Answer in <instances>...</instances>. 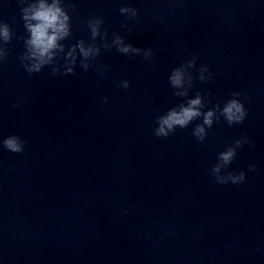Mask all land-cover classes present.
Returning <instances> with one entry per match:
<instances>
[{
	"label": "clouds",
	"instance_id": "obj_1",
	"mask_svg": "<svg viewBox=\"0 0 264 264\" xmlns=\"http://www.w3.org/2000/svg\"><path fill=\"white\" fill-rule=\"evenodd\" d=\"M21 2L27 3L21 12L24 28L28 35L24 38L25 51L20 60L27 62L23 66L29 74L38 73L45 66L52 65L61 55L68 64L64 74L73 73L78 56L81 67L87 71L91 66L90 62L95 61L96 57L100 55L101 48L110 50L114 47L117 52L130 58L142 55L144 60H151L153 57L151 47L142 49L131 43H126L119 33H113L111 44L107 43V31L101 32L104 18L98 16H93L87 21L91 42L86 43L84 40H79L65 51V45L62 41L72 35L68 8L75 10V6L68 4L66 7L64 0H21ZM119 12L122 15H127L128 19H133L139 14L138 9L130 6H121ZM97 38L101 41L99 45L96 43ZM12 39L13 33L10 26L5 22H0V62L7 57L6 46L11 43ZM196 60L197 57L193 56L171 70L169 84L175 90L173 92L175 97H188L194 79L191 69L196 66ZM53 71H58V69L54 68ZM103 71L101 69V74ZM198 72V78L201 81L207 82L211 79L212 73L206 65H201ZM205 73L208 75L205 76ZM119 86L128 89L130 83L124 80ZM240 96V92H233L231 98L223 102V106L217 103L213 108L205 110L204 97L200 92H196L194 97L188 98L164 114L158 115L155 120L156 127L153 130V135L158 138H167L177 128L185 129L194 120L202 119V123L196 124L193 128L192 135L197 141L203 142L208 135V129H211L221 117L229 126L242 123L245 120L248 113L244 103L239 99ZM100 99L102 103L107 104V97ZM0 146L11 153L20 154L25 149L26 141L21 136L12 134L0 139ZM242 146L243 142L236 140L233 145L218 153L216 163L210 169V175L217 184L226 185L229 182L240 184L245 180L246 177L243 172L225 171L236 157L237 148ZM255 168V165H250V170H255ZM222 171L224 174H221ZM124 214L127 215V211Z\"/></svg>",
	"mask_w": 264,
	"mask_h": 264
}]
</instances>
